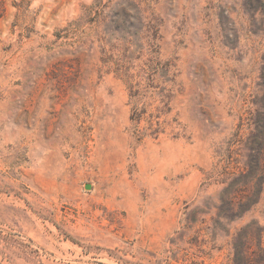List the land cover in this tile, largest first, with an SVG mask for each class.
I'll return each mask as SVG.
<instances>
[{
    "label": "rangeland",
    "instance_id": "obj_1",
    "mask_svg": "<svg viewBox=\"0 0 264 264\" xmlns=\"http://www.w3.org/2000/svg\"><path fill=\"white\" fill-rule=\"evenodd\" d=\"M0 264H264V0H0Z\"/></svg>",
    "mask_w": 264,
    "mask_h": 264
}]
</instances>
